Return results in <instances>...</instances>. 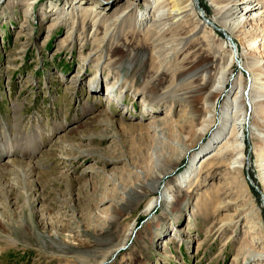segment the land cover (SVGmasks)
Segmentation results:
<instances>
[{
  "label": "rangeland",
  "instance_id": "1",
  "mask_svg": "<svg viewBox=\"0 0 264 264\" xmlns=\"http://www.w3.org/2000/svg\"><path fill=\"white\" fill-rule=\"evenodd\" d=\"M117 1L104 6L112 9L109 16L132 3ZM213 1L223 3L195 2L207 20L193 16L175 32L187 39L203 21L217 25L203 22L176 56L157 53L152 23L137 20L145 7L130 13L123 33L112 27L115 35L105 37L110 21L95 33L96 18L88 10L95 14L102 7L94 1L73 6L66 0H0V104L4 117L21 116L11 127L15 140H21L19 128L40 125V133L51 134L54 125L67 126L56 129L42 153L34 150L37 144L32 160L25 158L33 150L0 164V182L11 186L4 196L0 185V264H264V117L253 114L257 131L247 133L242 171L228 169L229 157L202 164L213 152L203 147L216 133L201 143L193 137L209 107L222 113L238 90L236 82L250 80L229 66V36L219 29L228 20L214 11ZM255 3L264 6V0ZM241 31L247 33L236 41L241 54L248 39L257 47L245 61L253 58L249 67L264 70V16ZM210 61L228 64L229 82L219 97H210L213 83L196 96L197 83L184 72ZM210 71L212 78L221 76L222 70ZM184 99L195 101L201 119H190L193 104ZM73 117L77 123L68 126ZM229 130L214 144L223 145ZM30 134L44 143L38 131ZM182 136L192 147L184 158L175 150L164 158L155 151L164 140L179 147ZM194 166L199 170L182 183ZM167 172L153 189L151 181Z\"/></svg>",
  "mask_w": 264,
  "mask_h": 264
},
{
  "label": "bare ground",
  "instance_id": "2",
  "mask_svg": "<svg viewBox=\"0 0 264 264\" xmlns=\"http://www.w3.org/2000/svg\"><path fill=\"white\" fill-rule=\"evenodd\" d=\"M74 1L79 4L87 0H66V3L73 4L74 6ZM90 1H94V3H92L93 6L98 5L102 7V9H93L95 11V14H93L92 11L88 10L91 13L89 14V17L91 15L96 18L94 21V25H96L95 33H98V31L100 30V26L104 25L105 22L110 21V25L107 26V29L106 27H104L106 29L105 37L115 35V33L112 32V27H115L114 31H116V33H119L120 31L123 33L126 29L123 24H125L129 19L130 13L131 15H135V10L140 9L141 7H145L143 11L140 10L141 13L138 14L137 20L141 22L142 26H147L149 23H152L151 28L153 29L154 34L151 35H155V37H157L156 40L159 41L160 48L157 53L160 54L172 51L177 56L179 54V52H177L178 47L185 46V41L187 39L189 40L193 34L196 35L198 28H201L204 22L203 21L202 23L196 25V28H194V30L192 29L193 31L189 32L190 35L187 36V39L183 38L181 35L175 32V29H177L179 26H186L187 24L189 25V22L191 23L190 18H192L193 16L198 18L201 16L197 14L198 7L196 5L198 3L200 4V0H146L145 3L147 4L145 5L141 4L140 0H132V3H127L128 5H126L125 10L122 14L119 15L117 12L118 10H116L112 12L111 16H109V14L110 10L112 9H110L109 7L105 8L104 6L106 5L114 7L115 3L119 1ZM256 1L258 0H223V3H215L213 1L211 4L215 12L219 13L220 15L225 14L226 20H228L223 24V28L219 29H222L223 32H226V34H228L229 36L227 42L231 51V62L229 66H236L241 71V73H248L250 80L248 79L245 85L241 81L236 82V84L238 83V90L236 89L235 93L232 96V99H230V101H228L224 105L222 113L216 111L214 108L215 106H213V108L209 107V114L201 122V131H199L198 134L193 135V137H198V140L201 143L203 142L202 139L205 135L209 133H216V137L212 136L211 141H209V143L203 147V152H207L210 150L213 152H210L208 155L203 157V159L201 160L202 164L206 162L214 163L218 160H221L222 157H229V164L231 167L229 166L228 169H239L242 171L245 165V161L247 160L245 157V144L247 140V133L248 135H252L257 131V129H255V127L251 125L253 120V114L255 116L256 113H261V117H264V70L261 69V66H256L253 69L249 67L250 60H252L253 58H247V60L245 61L246 56H253V52L256 53L257 47L255 46L254 41L251 42L248 39L245 41L246 44H248L247 52H243L241 54L239 45L236 44V41H238L237 39L240 38L241 35L246 33V31L241 30L245 29L246 26L250 25L252 22L262 20L264 16V6L255 3ZM200 8L201 6L199 7V10ZM260 8L262 10H260ZM99 10H102L104 14H102V11L99 12ZM200 18H203V20H205L207 17L204 14L203 17ZM230 18L232 22L230 21ZM205 22L204 26H208L207 24H209V27L212 26L213 28L217 25V21L213 19L209 22ZM83 27L85 28V25ZM127 33L125 38L129 37ZM229 66L227 64V66L225 67H223V65H220V67H218V65L215 64V61H210L204 64L200 63L196 67L193 66L192 68L185 70L184 73L191 76L190 80H193L195 81V83H197L195 87L198 88L194 89L192 93L196 96H200L201 94L205 93L206 86L208 84L213 83L215 84V86L213 87L214 90L210 91V97H219L226 89L227 82H229V80L227 79V71L230 69ZM210 69H212V71H210ZM218 70H222L220 72L221 76H219L218 78H212L210 75L206 74V72L210 71L211 73H213ZM113 92L114 91H112L111 93ZM107 94L109 93L107 92ZM183 102H185L186 104H190V106L193 104L192 107H190V111L192 113L190 119L192 121H196L198 118L201 119L199 115L200 112H196L195 110V101L193 102V99H184ZM250 109L252 110L251 116L248 114ZM228 127H231V131H228L230 135L228 136L227 141L224 142L223 145H215L214 143L220 142V135L223 134L225 129ZM39 128H41L40 125H35L33 126L32 130L37 131L36 129ZM26 138L24 139V143H22L21 140H18L17 143L20 144L22 147V144L28 145V147L24 146L23 149H26L25 151H31L37 145V143H34L32 146H29V143L26 141ZM228 140H230V143H228ZM185 142H187V139L182 136L178 138L179 147H173L171 146L170 140H164L161 145L162 147L156 148L155 151H157V154L162 153L161 158H164V156L167 154L171 155L173 150H175L176 152L179 151L178 159H182L186 155L190 154L192 151V147L185 146ZM41 151L42 150H40V152ZM263 166L264 164L262 165V170L264 171ZM197 170H199V167H191L188 170V173H186L183 177L184 179H180L181 181L184 180V182L182 183L186 184L187 180L190 179L193 175H195V172H197ZM168 173L169 172L164 175L160 174L156 179L151 181L153 189H159V179L168 175ZM260 177L261 180H264V172L261 173ZM0 185L3 189V195L7 196L11 186L6 185L5 183L2 184L1 182ZM3 215H7L6 210L4 211ZM238 217H240V215ZM262 232H264V221L262 223ZM263 258L264 257L259 259L262 260ZM101 264L105 263L102 262Z\"/></svg>",
  "mask_w": 264,
  "mask_h": 264
},
{
  "label": "trees",
  "instance_id": "3",
  "mask_svg": "<svg viewBox=\"0 0 264 264\" xmlns=\"http://www.w3.org/2000/svg\"><path fill=\"white\" fill-rule=\"evenodd\" d=\"M253 179L255 180V178L253 177ZM256 181V180H255Z\"/></svg>",
  "mask_w": 264,
  "mask_h": 264
}]
</instances>
